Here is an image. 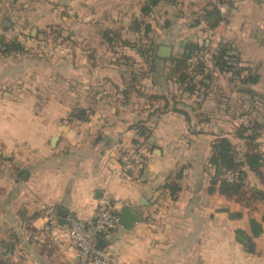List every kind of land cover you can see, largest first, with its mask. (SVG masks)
<instances>
[{"label": "crops", "instance_id": "obj_1", "mask_svg": "<svg viewBox=\"0 0 264 264\" xmlns=\"http://www.w3.org/2000/svg\"><path fill=\"white\" fill-rule=\"evenodd\" d=\"M147 1L0 0V27L17 32L21 48L0 51V242L13 244V264H77L67 240L56 246L30 236L49 208L92 222L105 197L118 212L126 207L140 218L104 239L117 264H264V164L247 171L237 195L213 188L207 173L219 137L247 151L238 124L223 113V95L236 92L223 88L229 76L213 73L219 92L189 95L169 76V61L154 72L143 60L128 68L126 50L103 37L143 19ZM217 1L223 3L163 0L149 19L158 51L171 47L170 59L181 54L185 43H175L177 34L221 36L222 22L210 29L202 20ZM224 3L231 36L253 34L264 22V0ZM50 31L59 45L45 43ZM250 62L261 65V79L250 86L255 96L239 97L249 105L264 100V59L258 54ZM255 119L263 127L264 155V114ZM140 123L152 130L146 167L138 177L126 176L119 172L122 153L133 148ZM181 168V191L173 197L166 185ZM237 231L253 240L254 253L237 242Z\"/></svg>", "mask_w": 264, "mask_h": 264}, {"label": "trees", "instance_id": "obj_2", "mask_svg": "<svg viewBox=\"0 0 264 264\" xmlns=\"http://www.w3.org/2000/svg\"><path fill=\"white\" fill-rule=\"evenodd\" d=\"M162 1L148 0L142 5L143 19H135L127 27L119 28L116 31H106L103 37L108 42L121 45L123 48L138 49L142 57L145 58V61L148 62L151 72L158 70L160 61H169L171 64L169 76L189 95L195 94L197 90H202L204 91L203 96H205L210 91L213 73L218 72L219 74L229 76V83L235 85L236 92L249 97L255 96L250 86L257 85L260 82L261 77L259 73L250 68L239 66L240 60L231 55L232 49L228 43L221 44L211 55V59H208L206 56L209 50L206 49L205 45H199L198 43L190 41L184 44V49L181 54L171 59H162L158 56L159 44L150 37L152 26L149 19L153 11ZM202 20L208 23L210 29H216L223 21V14L220 12L218 5L212 4L211 8L205 11ZM2 28L5 29V26ZM124 30L137 33L139 42L135 43L125 40L122 34ZM20 50V43L16 39L0 36L1 52L9 53ZM195 56L199 58L194 66H192V60ZM217 102L221 103L222 101L218 99ZM223 105L227 104L224 103ZM250 111L252 112L251 109L248 112ZM181 114L186 115L184 112ZM225 114L231 115L226 112ZM73 116L76 117V115ZM135 130L138 139L134 143L133 148L137 151L143 148L150 151L148 140L151 137L152 130L141 123L135 127ZM262 133V125L254 118H251L248 127L238 125L237 137L244 140L247 144V151L245 153L237 150L236 146L227 137H219L215 140L212 144V153L207 165V173L213 188L219 184L222 193L237 195L245 187L247 171L257 172L264 164V155L260 152L258 144ZM125 154L126 150L122 153L121 163ZM183 173L184 168L177 170L166 185V189L170 191L173 197H176L181 191L179 182L183 177ZM228 175L232 176L234 180H228L226 178ZM236 239L237 242L244 246L247 252L254 253L255 244L245 232L237 231ZM0 246L12 249L13 244L0 242ZM0 264H13V261L0 262Z\"/></svg>", "mask_w": 264, "mask_h": 264}, {"label": "built area", "instance_id": "obj_3", "mask_svg": "<svg viewBox=\"0 0 264 264\" xmlns=\"http://www.w3.org/2000/svg\"><path fill=\"white\" fill-rule=\"evenodd\" d=\"M16 35L17 32L0 27V36L13 39ZM198 58V56L193 58L192 66ZM244 126L248 127L249 124L244 122ZM148 154L146 148L139 151L135 148L126 150L119 172L126 176L138 177L145 170ZM4 161V153L0 145V166L4 164ZM226 178L230 181L234 180L230 175ZM57 220L56 211L53 208L47 209L43 225L38 232L30 236V239L35 243H43L48 239L56 246L67 240L69 249L78 254L77 264H117L112 254L106 248L99 246V241L108 238L121 223L119 212L111 199L105 197L100 200L94 219L90 223L81 221L75 215L67 218L68 225L64 227H61ZM16 258L17 253L14 250L0 246V262L15 261Z\"/></svg>", "mask_w": 264, "mask_h": 264}, {"label": "rangeland", "instance_id": "obj_4", "mask_svg": "<svg viewBox=\"0 0 264 264\" xmlns=\"http://www.w3.org/2000/svg\"><path fill=\"white\" fill-rule=\"evenodd\" d=\"M224 1H226V0H223V3H220V1H217V3H215L218 5L220 12L223 14V21H222L223 34H221V36H220V34H218V35H215V34H213V35H210V34H208V35H205V34L195 35L194 33L193 34L184 33L182 35L177 34V36L176 35L174 36V38L176 39L175 43L178 45L179 40H180V42L183 41V43H187L188 40L192 39L191 37L193 36L194 37L193 39H196L199 42L198 43L199 45H205L206 49L209 50L206 54L208 59H211V55L217 50V48L221 44L228 43V44H230L231 49H232L231 55H233L234 57H236L240 60L239 66L250 68V69L259 73L261 65L260 66H258V65L252 66V63L250 61L253 59L254 60L258 59V54L260 55V59H264V22H259L260 25H255V27H254L255 32L253 34L244 32V35H243V33H239V35L236 34V35L231 36V34L227 33L228 31H231V30L229 28L230 26L226 25L227 21H228L227 20L228 14H227V8L225 6L226 4L224 3ZM185 10L187 11L186 7H185ZM253 24H257V23H253ZM155 31H156V29H155ZM152 32H153V30H152ZM152 32H151L150 37L152 39H154V41H156V43H157L159 41L156 39L157 35L153 34ZM231 32H233V31H231ZM55 35H56V33H53L51 31L49 32V36H48V38H46L47 40H45V43H47L48 46L59 45L57 40H55L56 39ZM158 36H165V35L158 34ZM123 38L125 40L131 41V42H135V43L139 42L138 34L130 32V31H126V34L123 35ZM220 38H223V40H221ZM229 39L232 41H230ZM219 41H222V42L219 43ZM124 49L126 50V55L123 56L122 59L124 60L126 67L134 69L135 64L137 65L139 61L143 60L145 62V58L142 57V55H141V53H139L138 49H133V48H128V47H125ZM120 51L122 53L121 49H120ZM212 64H213V62H212ZM233 64H235V63L233 62ZM211 67H212V65H211ZM142 69L145 70L144 67ZM169 69H170V67H169ZM143 74H144V72L142 73V75ZM215 82H216V79L214 80V82L212 81V83H215ZM217 83L218 82H216V85H211L210 92H214V91L219 92L220 87L218 86ZM222 85H223V88H225L226 92L233 91V90L236 91V87L234 86V84H230V83L228 84L227 82L223 81ZM231 93H233V96H231L230 94L227 93L228 95H226L223 98L224 99L223 104L224 103L227 104V105H223V113L226 112V113L231 114L230 115L231 117L234 116L232 118H234V121L238 125L244 126V122H247L248 124H250L251 118L255 119V118H257V114H260V115L264 114V100H258L255 98L253 100L254 101L253 104L249 105V104H247V102H248L247 97H245L246 101L245 100L243 101V99H242L246 95H244L242 93L240 94L238 92H231ZM240 95H242L241 99H239ZM177 96H179V95H177ZM255 106H257V107H255ZM249 109H251L252 112L251 111L248 112ZM241 120H243V123H241Z\"/></svg>", "mask_w": 264, "mask_h": 264}, {"label": "water", "instance_id": "obj_5", "mask_svg": "<svg viewBox=\"0 0 264 264\" xmlns=\"http://www.w3.org/2000/svg\"><path fill=\"white\" fill-rule=\"evenodd\" d=\"M158 56L162 59H168L172 56V48L171 47H167V46H162L160 47L159 51H158ZM62 218L63 220H57L58 224L61 227H64L66 225H68V221H67V213L62 211V210H58L57 212ZM120 218H121V224L123 226H125L127 229H132L136 223H138L140 221V218L137 214L133 213L131 210H129L128 208H122L119 212ZM104 240L101 239L99 241V246L101 248H104Z\"/></svg>", "mask_w": 264, "mask_h": 264}]
</instances>
